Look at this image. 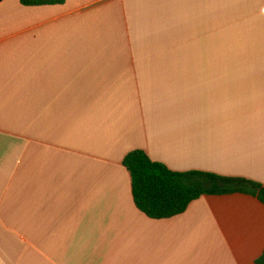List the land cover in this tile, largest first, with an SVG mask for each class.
<instances>
[{
    "label": "crops",
    "instance_id": "obj_1",
    "mask_svg": "<svg viewBox=\"0 0 264 264\" xmlns=\"http://www.w3.org/2000/svg\"><path fill=\"white\" fill-rule=\"evenodd\" d=\"M264 185V0L0 2V264H257L264 203L153 219L131 150Z\"/></svg>",
    "mask_w": 264,
    "mask_h": 264
},
{
    "label": "trees",
    "instance_id": "obj_2",
    "mask_svg": "<svg viewBox=\"0 0 264 264\" xmlns=\"http://www.w3.org/2000/svg\"><path fill=\"white\" fill-rule=\"evenodd\" d=\"M3 0H0V2ZM58 0H21L22 4H44ZM122 164L129 172L135 206L153 219L169 218L184 212L201 195L244 193L264 203V185L245 178L201 170L175 171L152 160L143 150L129 151ZM264 264V250L256 259Z\"/></svg>",
    "mask_w": 264,
    "mask_h": 264
}]
</instances>
